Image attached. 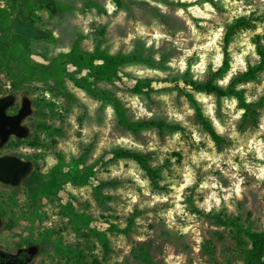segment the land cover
I'll return each mask as SVG.
<instances>
[{"label":"rangeland","instance_id":"374dc122","mask_svg":"<svg viewBox=\"0 0 264 264\" xmlns=\"http://www.w3.org/2000/svg\"><path fill=\"white\" fill-rule=\"evenodd\" d=\"M12 1L0 0V21L29 39L35 61L99 48L125 60L127 86L150 79L154 90L96 81L92 95L66 77L53 90L0 71V98L30 106L26 146L17 150L26 178L0 183V244L23 249L27 264H242L248 242L215 218L264 227V71L241 81L264 48V0H56L65 11H38L37 30ZM186 81L232 85L260 104L255 122L242 125L234 95L218 99ZM187 95L221 145L199 125ZM117 150L146 156L155 177L131 160H113ZM55 168L59 191L33 198L36 182Z\"/></svg>","mask_w":264,"mask_h":264},{"label":"trees","instance_id":"16d2710c","mask_svg":"<svg viewBox=\"0 0 264 264\" xmlns=\"http://www.w3.org/2000/svg\"><path fill=\"white\" fill-rule=\"evenodd\" d=\"M13 11L27 21L34 29L37 28L36 13L40 10H46L47 6L57 9L58 13H63L65 9L60 6L56 0H14L11 2ZM48 41L53 38L50 32H45ZM28 38L12 33L11 25L6 21H0V49L2 61L0 63V71L14 81L20 83L23 80L33 81L34 79L43 80L51 89L55 90L61 87V81L64 77L73 82L80 89L96 95L94 83L96 81H114L126 87L133 92L153 91V80L137 79L133 80L132 86H127L126 81L130 78L120 69L124 63V59L108 55L99 48H95L93 52L86 53L80 51L77 47H73L68 53H62L58 56L45 60L46 64H41L32 58V54L28 49ZM13 50H17L15 54H11ZM259 62L248 67L246 72L241 76V81L253 80L258 73L264 71V48H258ZM225 61L222 63V71L227 72L229 65L224 54ZM68 67L73 68L72 72H68ZM189 84V88L196 92L214 94L220 99L228 95H234L239 102L242 113V125L254 123L257 109L260 104L258 102H246L238 93L234 91V87L230 85L226 89H222L211 82L196 83L194 81L185 82ZM188 100L192 103L195 117L202 129L211 137L214 143L219 146L223 143L222 138L216 133L212 125L205 119L196 100L187 95ZM115 112L118 118L125 122L124 116L121 114V107L118 103L114 104ZM156 125L153 122H140L137 126ZM112 159H126L135 162L148 178L155 177V172L148 164V158L144 155L133 151L117 150L112 152ZM58 169L55 168L49 174V179L45 182L38 180L37 187L32 189L33 198L45 196V199L52 198L60 189V183L57 180ZM107 185V184H102ZM216 224L231 229L237 236L245 239L249 247L244 251L242 264H264V227L260 232L250 230L244 227L238 220L227 219L222 216L215 218ZM128 228V227H127ZM109 231L125 232L119 230L115 226H109ZM226 264H231L227 262Z\"/></svg>","mask_w":264,"mask_h":264},{"label":"water","instance_id":"95a60500","mask_svg":"<svg viewBox=\"0 0 264 264\" xmlns=\"http://www.w3.org/2000/svg\"><path fill=\"white\" fill-rule=\"evenodd\" d=\"M14 103V97L7 95L0 98V138L4 142L8 133L23 138L25 130L20 126L21 121L27 118L30 114V106L27 99L22 100V106L14 116H8L5 114V110L10 108ZM27 163L22 160L5 156L0 157V182L13 183L16 180V175L26 168Z\"/></svg>","mask_w":264,"mask_h":264},{"label":"flooded vegetation","instance_id":"af4514ba","mask_svg":"<svg viewBox=\"0 0 264 264\" xmlns=\"http://www.w3.org/2000/svg\"><path fill=\"white\" fill-rule=\"evenodd\" d=\"M21 106H22V101L20 102V104H16L14 99L13 105L5 110V114L8 116H14L17 114ZM26 120L27 118H25L20 123V126L25 130V135L29 133L28 129L25 126ZM19 146H26V145L21 143V138H18L17 136L8 133L7 138L4 142H2L0 138V157L11 156V157L19 158L17 156V150L19 149ZM15 178L17 182L21 179L24 180L26 176L21 175L20 172L19 174L16 175ZM0 222H1V212H0ZM27 263H28L27 255L23 252V249L5 248L0 244V264H27Z\"/></svg>","mask_w":264,"mask_h":264}]
</instances>
